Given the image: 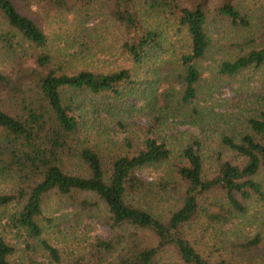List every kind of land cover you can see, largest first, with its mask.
I'll list each match as a JSON object with an SVG mask.
<instances>
[{
    "label": "trees",
    "instance_id": "trees-1",
    "mask_svg": "<svg viewBox=\"0 0 264 264\" xmlns=\"http://www.w3.org/2000/svg\"><path fill=\"white\" fill-rule=\"evenodd\" d=\"M243 2L0 0L5 22L0 29V52L7 55L0 69V179L12 184L9 190H0V264H42L33 258L34 241L42 233L39 221L44 199L51 193L96 215L111 228L109 237L95 236L83 255L66 263H61L54 247L41 240L57 264H246L242 257L202 255L191 233L200 219L233 223L246 209L243 201L252 195L264 200V180L260 179L264 106L246 119L238 136L221 139L241 163L221 159L209 176L197 141L182 147L177 160H173L168 141L153 134L146 135L132 152L104 154L98 143L85 136L82 116L75 112V102H64V92L118 95L121 86L136 82L127 68L106 74L66 70L61 55L48 48L42 20L50 12L58 13L72 18L79 31L92 20L104 18L120 28L119 47L135 64L162 49L158 18L172 21L184 34L182 70L175 75L180 87L155 85L149 94L152 108L164 113L167 96H178L183 104L197 97L198 62L214 46L213 21L223 18L237 26H250L254 12ZM261 27L264 37V20ZM263 64L264 38L246 54L223 60L219 72L232 76ZM191 111L199 116L196 108ZM144 167H163L164 175L156 182L148 181L138 174ZM78 192L95 198L79 199ZM8 235L26 249L23 258L16 256V245ZM259 245V238L253 237L243 247Z\"/></svg>",
    "mask_w": 264,
    "mask_h": 264
},
{
    "label": "rangeland",
    "instance_id": "rangeland-1",
    "mask_svg": "<svg viewBox=\"0 0 264 264\" xmlns=\"http://www.w3.org/2000/svg\"><path fill=\"white\" fill-rule=\"evenodd\" d=\"M216 1L211 0V4ZM242 1L254 12L250 26H237L223 18L213 21L210 28L214 46L198 62L201 78L197 97L183 104L178 96H167L164 105L168 109L164 113L152 108L149 94L151 86L155 85L161 89L180 87L175 75L182 70L180 52L184 34L172 21L158 18L156 24L162 33L163 47L151 51L149 58L135 64L119 47L120 28L104 18L102 21L92 20L76 31V24L70 17L65 19L54 12L45 16L42 20L48 48L61 55V63L66 70L86 69L106 74L127 68L136 82L121 86L118 95H98L86 90L64 92V102H75V112L82 116L85 136L98 143L102 153L112 155L120 150L132 152L146 135L153 134L168 141L173 160H177L182 147L197 141L201 144L204 171L208 176L215 172L216 163L221 159L241 163V159L223 147L221 139L223 135L238 136L246 126V119L264 106V64L246 68L232 76L219 72L223 60L246 54L264 38L260 36L264 0ZM4 23L0 16V29ZM5 58L7 55L0 52V69L5 66ZM173 90L177 89L170 92ZM192 108L200 111L199 116L194 115ZM138 174L156 182L164 171L163 167H144L138 170ZM260 179L264 180V170ZM11 186L9 180L0 179V190H9ZM76 196L79 199L95 198L82 192ZM243 203L245 211L229 225L209 223L203 219L195 225L191 239L202 255L216 259L219 256H237L245 259L246 264H264V200L252 195ZM39 222L42 233L34 241L37 251L33 258L42 264L57 263L41 240L54 247L61 263H66L83 255L95 236L106 238L111 234L110 226L99 217L53 193L44 199ZM8 237L16 245V256L23 258L26 255L24 246L11 235ZM253 237L259 238V247H243L244 242Z\"/></svg>",
    "mask_w": 264,
    "mask_h": 264
}]
</instances>
